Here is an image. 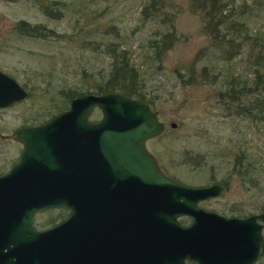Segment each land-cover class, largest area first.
Instances as JSON below:
<instances>
[{"label": "rangeland", "instance_id": "rangeland-1", "mask_svg": "<svg viewBox=\"0 0 264 264\" xmlns=\"http://www.w3.org/2000/svg\"><path fill=\"white\" fill-rule=\"evenodd\" d=\"M214 2L0 0V70L28 91L0 107V174L22 148L10 137L13 130L49 120L75 94L97 92L112 53L125 48L139 70L137 86L164 123L146 147L165 173L191 185L222 184V195L199 201L204 209L227 216L264 212V105L244 111L230 102L227 86L232 76L251 79L256 70L264 76V58L255 57L264 52V0ZM235 89L245 106L258 90L264 102L263 86ZM100 116L95 108L90 119ZM68 212L45 208L34 224L51 226ZM262 236L254 264H264V227Z\"/></svg>", "mask_w": 264, "mask_h": 264}, {"label": "water", "instance_id": "water-1", "mask_svg": "<svg viewBox=\"0 0 264 264\" xmlns=\"http://www.w3.org/2000/svg\"><path fill=\"white\" fill-rule=\"evenodd\" d=\"M27 95L0 70V107ZM163 129L151 101L116 90L76 95L49 120L16 128L22 150L0 175V264H254L264 212L202 208L225 188L165 174L146 147ZM48 207L69 212L38 228Z\"/></svg>", "mask_w": 264, "mask_h": 264}, {"label": "trees", "instance_id": "trees-1", "mask_svg": "<svg viewBox=\"0 0 264 264\" xmlns=\"http://www.w3.org/2000/svg\"><path fill=\"white\" fill-rule=\"evenodd\" d=\"M214 1L216 2V0ZM220 19L221 18H219L218 20L220 21ZM230 42H232V40ZM255 55V57L257 58H264V52L262 51H258V53H256ZM206 73L208 74V68L204 66L202 74ZM194 74L195 68L192 67L190 69V78L194 79L193 81H197V77L194 76L193 78L192 76ZM138 78L139 70L130 61V56L127 51H125V48H123V50L118 53L114 51L111 55V61L109 62L108 77L101 84L96 86L97 92L116 90L128 94L130 96L145 98L146 92L137 86ZM227 86L230 89V91H228L229 98L231 99L230 102H234L235 100H237V106H240V108H242L244 111L249 112L251 114L255 111L256 108L260 107L261 105H264V102H262L259 96L261 94L260 90L257 91V99L252 101L249 106H245L240 99L241 96L235 89L239 87H247L251 92L252 90H255L258 86H261V88L262 86L264 87V76L259 70H256L251 79H242L239 75L232 76L229 82H227ZM80 94L83 93H78L77 95ZM74 96H72V98Z\"/></svg>", "mask_w": 264, "mask_h": 264}, {"label": "flooded vegetation", "instance_id": "flooded-vegetation-1", "mask_svg": "<svg viewBox=\"0 0 264 264\" xmlns=\"http://www.w3.org/2000/svg\"><path fill=\"white\" fill-rule=\"evenodd\" d=\"M35 125V124H34ZM25 126H30V125H25ZM20 127H22V126H20ZM19 128V127H18ZM16 129V128H15ZM14 131V130H13ZM16 141V140H15ZM20 143V142H19ZM21 144V143H20ZM21 146H22V144H21ZM21 150H22V148H21ZM21 150H20V152H21ZM19 152V153H20ZM158 162V161H157ZM158 165H159V167L161 168V166H160V164L158 163ZM12 166V165H11ZM10 166V167H11ZM161 170L165 173V171L161 168ZM5 173V172H4ZM3 174V173H2ZM166 174V173H165ZM1 175V174H0ZM225 188V187H224ZM251 214V213H250ZM249 215V214H248ZM247 216V215H246ZM261 251H262V249H261ZM261 254V253H260Z\"/></svg>", "mask_w": 264, "mask_h": 264}]
</instances>
